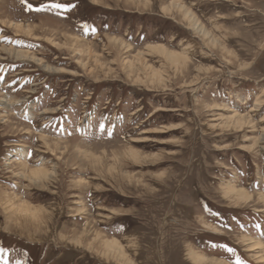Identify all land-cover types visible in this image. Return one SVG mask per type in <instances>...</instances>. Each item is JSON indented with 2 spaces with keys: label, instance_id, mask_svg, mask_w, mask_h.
<instances>
[{
  "label": "rangeland",
  "instance_id": "374dc122",
  "mask_svg": "<svg viewBox=\"0 0 264 264\" xmlns=\"http://www.w3.org/2000/svg\"><path fill=\"white\" fill-rule=\"evenodd\" d=\"M60 2L0 0V264H264V0Z\"/></svg>",
  "mask_w": 264,
  "mask_h": 264
},
{
  "label": "snow or ice",
  "instance_id": "6c2138e0",
  "mask_svg": "<svg viewBox=\"0 0 264 264\" xmlns=\"http://www.w3.org/2000/svg\"><path fill=\"white\" fill-rule=\"evenodd\" d=\"M21 4L25 5V10L27 12H35V13H42V12H46V11H54L57 14H61V11L63 13H68L70 12L72 9L76 8V4L75 3H66V2H60V0H40L39 4H36L34 6L33 3L29 2V0H20ZM0 31H3L2 28H0ZM84 31L87 32L88 31V25L84 26ZM92 32L95 33L96 29L92 28ZM5 40L9 43H14L18 46H25L24 41L22 39H11L10 37H5ZM28 47H33L34 45H27ZM41 127L47 131L49 129H53L56 126L51 125V124H47V125H41ZM101 128H103V125H101ZM39 130V128H38ZM63 131H66L65 129H61ZM113 135L112 132L108 133V136L111 138ZM36 156V159H33V156ZM124 156L127 160L131 161V162H135L138 163V159H137V154L135 153H131V152H126L124 153ZM24 158V157H22ZM26 158L29 159L33 164L36 165L35 170L30 171L28 173V177L31 179L32 183L39 186V184L42 181H46L48 179V173L45 172L43 170L42 167V161L45 159V157L38 153L35 152L34 149L32 150H27L26 151ZM205 207L207 208V205H205ZM43 211V210H41ZM207 211L209 213H212V209L211 208H207ZM213 215H219V213H212ZM18 215L23 216V213H18ZM25 219H28L27 217H25ZM32 220H36V217H32ZM221 226L224 228H229L230 225L227 223V221H221ZM256 227H260L259 225H256ZM260 237L264 238V232L260 233ZM213 247L216 248H223L227 253H230L232 255V257H234V261L232 262V264H248V262L245 259H242L241 256L238 254L237 252V248L234 246H229L228 242L222 243V244H214L212 245ZM262 247H264V245H262ZM7 250L5 248L0 247V253H4ZM3 264H8V260L7 259H3Z\"/></svg>",
  "mask_w": 264,
  "mask_h": 264
},
{
  "label": "bare ground",
  "instance_id": "6f19581e",
  "mask_svg": "<svg viewBox=\"0 0 264 264\" xmlns=\"http://www.w3.org/2000/svg\"><path fill=\"white\" fill-rule=\"evenodd\" d=\"M154 48V47H153ZM155 49V48H154ZM162 53V52H161ZM171 54V53H170ZM13 55V54H12ZM34 57V56H33ZM175 58H177V57H175ZM7 102V101H6ZM259 102V101H258ZM6 106V105H5ZM259 107V106H258ZM229 115V114H228ZM238 120V119H237ZM241 120H242V117H241ZM238 121H240V120H238ZM243 122H244V120H242ZM246 121V120H245ZM248 121V120H247ZM236 123V122H235ZM242 123V122H241ZM245 123V122H244ZM244 123H242V124H239V125H243ZM248 123V122H247ZM246 123V124H247ZM227 126V125H226ZM250 126V125H249ZM259 138V137H258ZM261 140V139H260ZM262 140H264V139H262ZM230 190H231V192H236V189L235 188H230ZM117 244V241H115L114 242V246ZM262 245V244H261ZM112 247V246H111ZM260 254V253H259ZM197 258V260L199 261V262H208L210 259H208V258H206V257H202V256H197L196 257Z\"/></svg>",
  "mask_w": 264,
  "mask_h": 264
}]
</instances>
